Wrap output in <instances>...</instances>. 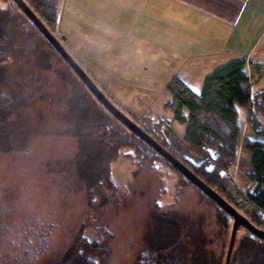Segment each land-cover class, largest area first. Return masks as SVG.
<instances>
[{"label":"rangeland","instance_id":"1","mask_svg":"<svg viewBox=\"0 0 264 264\" xmlns=\"http://www.w3.org/2000/svg\"><path fill=\"white\" fill-rule=\"evenodd\" d=\"M117 1L62 0L57 26L49 31L116 108L143 131L145 116L164 120L167 125L160 132L148 135L161 144L166 140L165 149L180 162L199 164L201 159L183 141L185 127L172 129L173 114L165 110L170 98L166 86L177 76L199 93L204 78L223 64L215 62L204 70L200 60H193L187 67L199 61L198 69L181 71V57L158 45L179 49L168 40L171 33L159 37L161 28L167 29L160 21L170 15L129 14ZM14 5L0 1L3 262L52 264L87 225L83 234L90 240L99 238L102 227L112 234L107 242L110 264H132L142 251L177 264H224L231 225L220 236L215 207L193 186H180L185 178L160 159L139 165L118 158L111 164L117 191L94 197L92 207L87 205V190L96 186L104 154L88 136L101 125L122 124L44 38L15 16L23 13ZM261 39L257 51L263 48ZM243 161L238 182L248 193L252 184L245 178L248 163ZM246 233L238 229L234 243Z\"/></svg>","mask_w":264,"mask_h":264},{"label":"trees","instance_id":"2","mask_svg":"<svg viewBox=\"0 0 264 264\" xmlns=\"http://www.w3.org/2000/svg\"><path fill=\"white\" fill-rule=\"evenodd\" d=\"M24 1L48 30L56 28L61 0ZM14 14L41 36L26 16L18 12ZM49 48L54 51L50 46ZM246 65V60L242 59L218 67L205 77L199 93L193 91L177 76L166 86L170 98L165 110L173 114V120L178 124L188 125L183 141L190 151L201 159L199 164H192L186 159L181 162L233 207L239 206V200L225 192L222 175L227 163L235 160L237 156L240 137L237 122L239 110L245 112L246 124L253 134L264 138V88L255 93L251 92L250 78L245 71ZM185 112L188 118L185 117ZM144 118L147 123L144 130L152 136L167 125L164 120L154 121L149 116ZM88 137L96 140L104 151L99 163L96 186L93 190H87L89 207H92L94 197L99 198L103 193L110 195L117 191L118 185L111 175V164L120 157L135 161L139 165L160 159L171 167L152 148L120 124L101 125ZM162 142L163 144L158 143L165 148L166 140ZM241 148L251 154V173L248 179L253 184V189L247 193V197L251 203L264 208V140L243 138ZM125 149L130 152L125 153ZM179 184L193 186L183 178L179 180ZM207 199L209 204L215 207L214 222L219 235L224 236L229 230L230 216ZM250 221L256 228L264 230V222L258 218L252 217ZM86 227L87 225L82 226L65 252L52 264H110V248L107 242L112 238V234L102 227L99 230V238L90 240L83 234ZM0 264H7L1 256ZM132 264L177 263L166 257L157 259L153 253L142 251L137 254ZM214 264L221 263L217 260ZM229 264H264V240L247 232L234 243Z\"/></svg>","mask_w":264,"mask_h":264},{"label":"crops","instance_id":"3","mask_svg":"<svg viewBox=\"0 0 264 264\" xmlns=\"http://www.w3.org/2000/svg\"><path fill=\"white\" fill-rule=\"evenodd\" d=\"M117 4L124 6V11L129 14L152 12L170 15L164 21L159 20L167 27L161 28L159 37L164 38L167 33H171L173 38L168 40L172 44L176 43L175 47L179 49L172 50L160 42L158 45L163 47L161 51L170 49L181 57V71H189L188 68L192 71L198 69L195 64L199 61L192 62L187 67L193 60H200V68L208 70L215 62L224 65L245 59V71L250 78L251 92L255 93L264 88V45L258 51L256 48L264 37V0H119ZM90 12L93 10L90 9ZM87 45L95 47L96 43L89 42ZM220 66L222 65H218ZM237 122L242 133L240 131L235 159L239 165V173L243 169V160L248 163L245 178L250 182L248 175L251 173V154L242 150L241 142L243 138H264L256 136L248 128L245 112L239 110ZM176 126H183L186 131L188 125L175 122L172 129H176Z\"/></svg>","mask_w":264,"mask_h":264},{"label":"water","instance_id":"4","mask_svg":"<svg viewBox=\"0 0 264 264\" xmlns=\"http://www.w3.org/2000/svg\"><path fill=\"white\" fill-rule=\"evenodd\" d=\"M16 7L28 18L31 24L37 29L49 46L63 59L67 66L77 75L80 81L87 87L90 93L97 99L101 106L106 109L117 121H119L126 129L141 139L146 145L152 148L159 156H161L171 167L178 171L187 181L197 188L204 196L214 202L220 209L225 211L230 218L233 219L231 225V235L228 250L226 253L225 263L229 264L232 249L234 246L236 233L238 229L243 228L251 235L264 240V230L256 228L250 220L240 215L233 206H231L223 197L215 190L211 189L202 180L195 176L183 163L169 153L150 135L143 131L130 118L116 108L103 92L95 85V83L81 69L77 62L66 52L62 44L51 34L35 13L29 8L24 0H11Z\"/></svg>","mask_w":264,"mask_h":264},{"label":"built area","instance_id":"5","mask_svg":"<svg viewBox=\"0 0 264 264\" xmlns=\"http://www.w3.org/2000/svg\"><path fill=\"white\" fill-rule=\"evenodd\" d=\"M238 172L239 165L237 160L229 161L222 175L225 192L231 197L239 200V206L234 208L240 215L246 217L248 220L255 217L264 222V208L251 203L247 197V193L241 190L238 182ZM250 188L252 190L253 185L250 186ZM229 223L232 225V218L229 219Z\"/></svg>","mask_w":264,"mask_h":264}]
</instances>
